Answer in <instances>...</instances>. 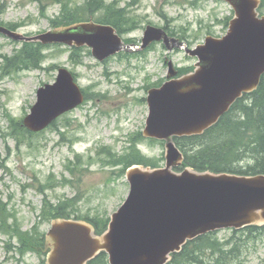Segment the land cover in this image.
<instances>
[{"label": "rangeland", "instance_id": "1", "mask_svg": "<svg viewBox=\"0 0 264 264\" xmlns=\"http://www.w3.org/2000/svg\"><path fill=\"white\" fill-rule=\"evenodd\" d=\"M103 1L122 9L120 35L128 43H140L150 24L194 47L206 35L225 34L233 16L231 6L221 0ZM63 2L69 8L83 4ZM61 3L0 0V24L28 35L46 31L54 19H62ZM103 13H94L93 20L101 22ZM259 13L264 15V0ZM24 47L0 34V203L9 216L3 221L0 212V264H44L45 255L35 248L43 246L52 218L49 210L60 202H67L71 218L107 220L129 191L124 164L114 160L140 154L158 166L165 164L164 143L141 133L148 113L147 91L165 80L167 59L179 72L197 60L180 49L168 51L161 42L104 61L85 46L49 44L39 50L38 67L29 63L30 68H24L18 59L12 60L24 55ZM6 57L12 60L10 67ZM59 67L73 73L85 99L43 131L27 132L21 123L36 101V90L52 83ZM252 165L248 157L236 164L239 169ZM4 222L28 231L35 248L21 252L17 235L3 228ZM210 238L216 249H202V263L189 264H264L262 228L219 229Z\"/></svg>", "mask_w": 264, "mask_h": 264}, {"label": "water", "instance_id": "2", "mask_svg": "<svg viewBox=\"0 0 264 264\" xmlns=\"http://www.w3.org/2000/svg\"><path fill=\"white\" fill-rule=\"evenodd\" d=\"M222 1L234 11L228 30L219 37L207 35L195 47L150 24L139 44L124 42L114 26L92 18L34 35L0 25V33L12 40L86 46L99 61L120 51L144 50L155 41L198 59L193 70L178 76L169 60L166 81L147 92L142 135L164 141V166L126 169L128 194L99 234L87 220L53 218L45 234V264H87L100 252H106L109 264H166L202 234L264 226V174L175 169L182 166L184 154L174 137L202 134L244 93L256 90L264 74L261 0ZM83 100L73 74L59 67L55 81L37 89L23 125L39 132Z\"/></svg>", "mask_w": 264, "mask_h": 264}, {"label": "trees", "instance_id": "3", "mask_svg": "<svg viewBox=\"0 0 264 264\" xmlns=\"http://www.w3.org/2000/svg\"><path fill=\"white\" fill-rule=\"evenodd\" d=\"M60 2L62 0H56ZM115 5V3H113ZM113 4L105 5L103 0H83V4L69 8L63 2L62 19L53 20L54 26L66 25L72 22L86 20V16L92 18L94 13L104 10L103 17L98 18L103 23L112 24L117 32L120 33L122 18V9ZM57 19V18H56ZM24 55L17 54L13 59L18 61L24 68L38 67L40 63V52L42 44L38 42H24ZM6 57L5 65L10 67L12 61ZM192 69L185 68L180 73H185ZM28 132V131H27ZM176 145L184 154L183 165L190 166L195 170L203 171L210 170L213 172H231L237 174H264V74L261 76L259 86L256 90L250 93H245L238 98L232 107L211 127L206 129L200 135L175 137ZM251 158L252 166L246 168H238L237 163H240L246 158ZM115 163L122 162L124 169L131 164H144L146 166H158L151 163L140 154L126 158L114 160ZM67 202H60L51 206L49 213L52 218L66 217L70 218L69 211L65 210ZM4 207L0 203V212L2 220L6 221L9 216L4 215ZM51 218V219H52ZM80 218V217H75ZM90 221L96 230V233H101L105 230L109 218L102 222L96 221L88 217H81ZM2 227L10 229L17 235L20 243L18 248L23 250H32L35 245V240L28 234V231H20L14 226H7L4 222ZM264 229V226H248L242 229ZM240 229V230H242ZM237 231V230H236ZM212 233V232H210ZM210 233L198 236L193 240H189L183 245L180 252L174 253L171 259L166 264H189L202 263L199 259L202 249L210 248L215 250L217 245L211 242ZM41 241V238L39 239ZM38 243V242H37ZM40 244L35 250H42ZM87 264H107V255L105 252H100L93 260Z\"/></svg>", "mask_w": 264, "mask_h": 264}, {"label": "flooded vegetation", "instance_id": "4", "mask_svg": "<svg viewBox=\"0 0 264 264\" xmlns=\"http://www.w3.org/2000/svg\"><path fill=\"white\" fill-rule=\"evenodd\" d=\"M166 59H167V58H166ZM166 59H165V60H166Z\"/></svg>", "mask_w": 264, "mask_h": 264}]
</instances>
